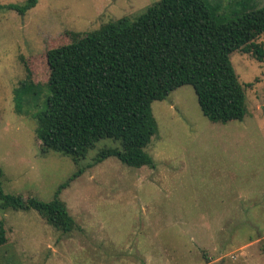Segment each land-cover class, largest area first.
Returning a JSON list of instances; mask_svg holds the SVG:
<instances>
[{
	"label": "rangeland",
	"instance_id": "rangeland-1",
	"mask_svg": "<svg viewBox=\"0 0 264 264\" xmlns=\"http://www.w3.org/2000/svg\"><path fill=\"white\" fill-rule=\"evenodd\" d=\"M24 1L0 0L1 188L46 202L64 184L58 197L75 227L61 233L33 210L0 204V264H264V60L230 54L245 93L241 121H209L193 88L182 85L151 103L153 168L114 157L91 165L107 141L76 165L46 150L34 131L49 76L46 52L74 33L132 20L157 0H37L24 15L5 8ZM206 2L232 14L264 5ZM254 43L264 50V33ZM28 75L42 92L18 109L14 90Z\"/></svg>",
	"mask_w": 264,
	"mask_h": 264
},
{
	"label": "trees",
	"instance_id": "trees-1",
	"mask_svg": "<svg viewBox=\"0 0 264 264\" xmlns=\"http://www.w3.org/2000/svg\"><path fill=\"white\" fill-rule=\"evenodd\" d=\"M36 3L25 0L5 8L24 15ZM262 33L264 5L232 14L206 0H157L132 20L121 17L97 30L74 33L70 43L46 52L49 76L45 97L33 113L36 137L46 150L68 156L76 165L96 143L107 141L91 165L114 157L133 168H153L146 151L157 133L152 101L190 85L209 121H241L245 93L230 54L243 50L264 60V50L254 43ZM40 92V84L28 75L14 90L16 107L32 104ZM64 186L44 202L6 194L0 181L1 208L33 210L68 233L75 224L58 197ZM5 240L0 220V245Z\"/></svg>",
	"mask_w": 264,
	"mask_h": 264
}]
</instances>
